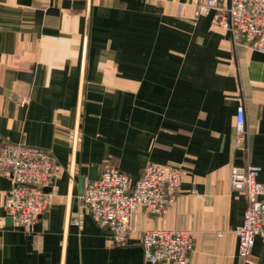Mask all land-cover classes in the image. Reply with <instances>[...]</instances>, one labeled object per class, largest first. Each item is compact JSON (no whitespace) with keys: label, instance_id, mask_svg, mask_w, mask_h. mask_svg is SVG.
<instances>
[{"label":"crops","instance_id":"0c3cea01","mask_svg":"<svg viewBox=\"0 0 264 264\" xmlns=\"http://www.w3.org/2000/svg\"><path fill=\"white\" fill-rule=\"evenodd\" d=\"M201 1L0 0V144L55 161L52 203L30 231L7 215L13 182L0 170V264H144L152 228L192 230L190 264H245L237 228L249 201L231 171L258 165L264 184V52L234 42L216 10L195 17ZM239 105L248 150L236 146ZM149 162L183 169L177 202L162 217L136 213L116 245L79 179L114 165L135 182ZM248 264H264L263 237Z\"/></svg>","mask_w":264,"mask_h":264},{"label":"built area","instance_id":"2783aa9c","mask_svg":"<svg viewBox=\"0 0 264 264\" xmlns=\"http://www.w3.org/2000/svg\"><path fill=\"white\" fill-rule=\"evenodd\" d=\"M181 9V8H180ZM230 31L234 42L264 52V0H203L195 6V17L209 15ZM16 102L26 106L29 97ZM236 146L248 150L244 105L237 107ZM55 168L51 151L24 142L3 141L0 144V170L11 175L12 188L5 202L7 215L24 230L52 203L53 194L46 191ZM258 165L234 166L233 189L244 191L248 207L237 228L239 256L250 263L257 236L264 238V184L258 180ZM183 179L180 166L149 162L135 182L118 167H106L99 178L87 180L81 199L96 224L109 231L112 242L125 245L132 231L133 216L141 210L162 217L175 205ZM192 230L152 228L141 233L144 264H190L193 251Z\"/></svg>","mask_w":264,"mask_h":264},{"label":"water","instance_id":"95a60500","mask_svg":"<svg viewBox=\"0 0 264 264\" xmlns=\"http://www.w3.org/2000/svg\"><path fill=\"white\" fill-rule=\"evenodd\" d=\"M99 178V173H98V167L97 166H93L90 169V173L87 177L82 176L79 179V191L82 194L84 191V187H85V183L87 180H96ZM10 221H13V219L11 218Z\"/></svg>","mask_w":264,"mask_h":264}]
</instances>
